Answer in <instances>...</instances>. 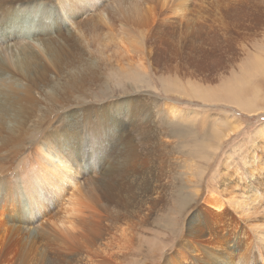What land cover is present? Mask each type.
Returning <instances> with one entry per match:
<instances>
[{"label":"rangeland","instance_id":"obj_1","mask_svg":"<svg viewBox=\"0 0 264 264\" xmlns=\"http://www.w3.org/2000/svg\"><path fill=\"white\" fill-rule=\"evenodd\" d=\"M101 2L105 7L111 3ZM184 3L179 18L165 16L179 22L185 42L191 39V23L199 28L196 60L194 65L190 58L184 60L178 87L173 74L165 72L170 65L165 61L157 63V70L150 68L148 76L138 67L129 82L124 71L117 76L121 83L105 74L109 85H102L104 95H99L129 101L128 115L103 125L108 114L101 101L96 111L83 114L86 126L101 124V140L83 126L71 127V146L78 142L84 166L90 153L103 164L110 159L118 165L117 172L101 168V174L115 183L121 209L134 213L142 225L123 264H175L182 255L190 260L184 264H263L249 259L258 252L264 255V69L252 70L249 64L250 70L248 63L251 56L264 63V0ZM151 18L162 19L156 12ZM156 34L151 33L155 51L163 43ZM131 56L127 43L107 52V58L117 61ZM119 67L130 68L124 61ZM168 105L179 108L181 117L166 116ZM160 120L165 121L162 126ZM216 198L222 199L220 210L213 203ZM221 210L227 217L218 224L215 213ZM17 253L0 264H76L75 258L70 262L42 243L32 256Z\"/></svg>","mask_w":264,"mask_h":264},{"label":"bare ground","instance_id":"obj_2","mask_svg":"<svg viewBox=\"0 0 264 264\" xmlns=\"http://www.w3.org/2000/svg\"><path fill=\"white\" fill-rule=\"evenodd\" d=\"M101 1L0 0V259L5 261L17 250L32 256L42 243L76 264H123L136 245L142 225L134 213L121 209L115 183L100 171L117 172L118 165L110 159L103 164L90 153L84 166L68 130L83 126L99 142L101 124L86 126L83 114L96 111L101 101L108 114L103 125L127 117L129 101L100 96L102 85H109L105 74L121 83L117 76L124 71L129 82L138 67L148 76L150 68L157 70V63L165 61L176 89L184 60L190 58L191 65L196 60L199 28L192 22L191 39L185 42L179 22L165 17L183 15L185 0H110L108 7ZM152 12L162 19L151 18ZM157 31L163 43L155 51L151 33ZM126 43L132 56L121 61L127 70L107 58V52ZM260 59L251 56L248 66L264 69ZM165 108L171 119L182 115L175 106ZM221 200L213 202L218 210ZM222 211L215 213L218 224L227 217ZM261 240L264 245V236ZM258 253L249 260L262 263L264 255ZM188 262L182 255L175 264Z\"/></svg>","mask_w":264,"mask_h":264}]
</instances>
